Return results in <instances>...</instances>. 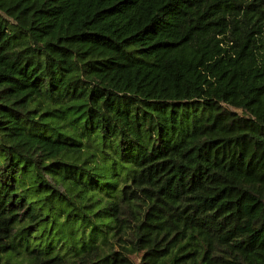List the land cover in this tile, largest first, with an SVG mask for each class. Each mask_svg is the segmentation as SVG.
<instances>
[{"label": "trees", "instance_id": "trees-1", "mask_svg": "<svg viewBox=\"0 0 264 264\" xmlns=\"http://www.w3.org/2000/svg\"><path fill=\"white\" fill-rule=\"evenodd\" d=\"M0 264H264V0H0Z\"/></svg>", "mask_w": 264, "mask_h": 264}]
</instances>
